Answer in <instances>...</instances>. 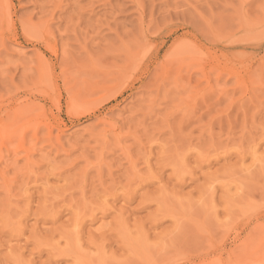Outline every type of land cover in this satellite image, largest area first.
<instances>
[{"label":"rangeland","instance_id":"rangeland-1","mask_svg":"<svg viewBox=\"0 0 264 264\" xmlns=\"http://www.w3.org/2000/svg\"><path fill=\"white\" fill-rule=\"evenodd\" d=\"M4 18L0 264H264V0H0ZM68 95L107 123L70 122Z\"/></svg>","mask_w":264,"mask_h":264},{"label":"bare ground","instance_id":"bare-ground-1","mask_svg":"<svg viewBox=\"0 0 264 264\" xmlns=\"http://www.w3.org/2000/svg\"><path fill=\"white\" fill-rule=\"evenodd\" d=\"M17 24H18L17 21L11 18L1 19L0 20V39L2 41L9 40L15 44L19 43L20 38H19V34L16 28ZM23 29H24L23 32L25 34L24 36H26L29 39L35 38L34 33H31L30 31H28L26 27H24ZM37 39H38L37 43L33 44V46L36 48V51L38 52L39 75L41 77L49 76L50 78H54L53 76H54L55 68H54L52 61L46 57V50H50L53 56L55 57L54 59H58L59 49L57 46L56 38L54 36V31L50 30V25L43 24V26L41 27L39 31V36ZM39 45H41L44 48V50L41 51ZM60 73H62V71ZM52 87L55 91L58 88L57 82H55L54 80L52 81ZM112 90L113 89H110L108 93L112 92ZM76 100L77 99L74 100V96L70 95L68 100H66L65 102L66 103V114L71 119L70 122L73 123L75 120H79L83 116H91V115L94 116L96 115V113H98V110L96 109L95 106L86 105L85 103H77ZM56 103H57L56 105H58L57 109L59 111L60 110L59 101H56ZM97 119L103 123H107L104 116H100L99 113L97 114ZM59 123L60 125L64 124L63 120L61 119L59 120ZM130 167L131 169H133L134 167L131 161H130ZM255 212L253 213V215H255ZM245 250H246V247H245ZM258 259L263 260L264 253L260 252Z\"/></svg>","mask_w":264,"mask_h":264}]
</instances>
